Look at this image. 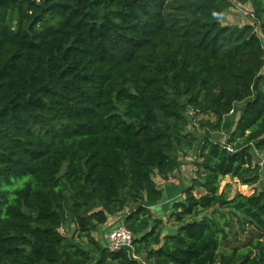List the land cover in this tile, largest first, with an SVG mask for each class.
<instances>
[{
	"label": "trees",
	"instance_id": "trees-1",
	"mask_svg": "<svg viewBox=\"0 0 264 264\" xmlns=\"http://www.w3.org/2000/svg\"><path fill=\"white\" fill-rule=\"evenodd\" d=\"M239 1L264 14V0ZM230 7L0 0V264H141L93 236L117 213L146 264H264V190L222 189L257 184L264 165L263 31L223 23ZM237 103L228 139H202L167 232L154 174L176 166L183 113L213 114L216 130Z\"/></svg>",
	"mask_w": 264,
	"mask_h": 264
},
{
	"label": "rangeland",
	"instance_id": "rangeland-1",
	"mask_svg": "<svg viewBox=\"0 0 264 264\" xmlns=\"http://www.w3.org/2000/svg\"><path fill=\"white\" fill-rule=\"evenodd\" d=\"M229 2L231 3V7L229 10H227L223 23L238 24L240 26L245 23L255 24L259 30L263 31L261 36L264 40V14L258 18L251 5L242 4L239 0H229ZM180 104L185 105L187 104V101L185 99H181ZM188 106L189 105H187V107ZM241 106L242 103H237L235 110L224 117L220 128L216 130H213L211 126L206 123L211 122L214 124L215 116H213V114L204 115L190 107H188V111L183 113L185 121H179L178 129L174 130V133L177 135V137L167 147V152L175 159L176 166L166 179L162 178L157 173L154 174V179L158 187H160V185L167 180L172 181L175 184L179 183L181 185L178 189V192L170 197V201L168 200L171 203L170 208H164L167 206H163L165 202H159L153 205L152 212L154 218H161L163 220L164 228L167 232H171L174 230V228H176L175 221L170 218V215L174 213L172 203L185 198L184 193L182 194L181 192H184L187 187L191 185L193 178L197 176L196 172L198 170V166L196 165L201 161L198 155V148L201 145L200 143L202 139L207 135H211L214 139L225 142L228 139L230 133L236 127L237 121L240 117ZM257 157H261L264 160V154H258ZM260 168L261 180L257 184L244 185L241 184L237 179H232L228 176L222 182V189H224V192H228L231 198H233L237 193L250 195L252 193L264 190L263 163L260 165ZM226 185H229V187H226ZM195 193L198 195L202 194L203 191L201 189H195ZM124 214L125 213H117L115 215L109 216L106 224L98 226L97 230L93 232V236L102 244H107L106 236L111 229L124 221ZM69 224L70 222L66 223V225L60 229V231L64 233L68 239H71L74 228L72 227L73 225L71 226ZM65 226L68 228H65ZM87 248L90 247L87 246ZM130 255L132 258L137 257L141 264H146L144 261V256L140 253H137L135 248L133 253L130 252Z\"/></svg>",
	"mask_w": 264,
	"mask_h": 264
},
{
	"label": "built area",
	"instance_id": "built-area-1",
	"mask_svg": "<svg viewBox=\"0 0 264 264\" xmlns=\"http://www.w3.org/2000/svg\"><path fill=\"white\" fill-rule=\"evenodd\" d=\"M229 150L232 151V149L230 148ZM133 239V233L128 229L125 222L122 221L121 224H118L113 229H111L108 235L106 236L107 247L112 251H119L125 249L128 250L129 253H133ZM134 259L138 258L135 257Z\"/></svg>",
	"mask_w": 264,
	"mask_h": 264
},
{
	"label": "crops",
	"instance_id": "crops-1",
	"mask_svg": "<svg viewBox=\"0 0 264 264\" xmlns=\"http://www.w3.org/2000/svg\"><path fill=\"white\" fill-rule=\"evenodd\" d=\"M180 186L181 185L179 183L175 184L172 181H168V180L160 185L159 188L161 189V191L163 193V198H162L161 202H165L163 204V206L167 205L164 208L168 209L171 207V203L169 202L170 201L169 199L172 195H174L178 192V189ZM181 193L183 194L184 192H181ZM166 197H167V199H166Z\"/></svg>",
	"mask_w": 264,
	"mask_h": 264
}]
</instances>
